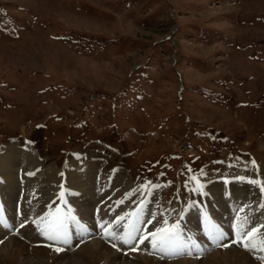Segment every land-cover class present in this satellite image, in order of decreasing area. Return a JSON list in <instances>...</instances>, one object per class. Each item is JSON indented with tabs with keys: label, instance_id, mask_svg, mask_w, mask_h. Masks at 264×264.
<instances>
[{
	"label": "rangeland",
	"instance_id": "obj_1",
	"mask_svg": "<svg viewBox=\"0 0 264 264\" xmlns=\"http://www.w3.org/2000/svg\"><path fill=\"white\" fill-rule=\"evenodd\" d=\"M13 143L56 176L78 156L113 170L171 226L196 179L244 160L264 181V0H0V151Z\"/></svg>",
	"mask_w": 264,
	"mask_h": 264
},
{
	"label": "bare ground",
	"instance_id": "obj_2",
	"mask_svg": "<svg viewBox=\"0 0 264 264\" xmlns=\"http://www.w3.org/2000/svg\"><path fill=\"white\" fill-rule=\"evenodd\" d=\"M13 144L0 151V264H264V181L257 167H246L244 160L233 176L205 185L194 180L197 200L176 224L185 253L192 243L198 247L191 255L173 256L153 250L152 234L171 225L162 223L154 206L149 207V195L134 199L131 181L117 189L118 173L98 175L93 163L79 156L68 160L56 176V163L42 169L32 151H20ZM111 213L118 214L108 223ZM57 215L67 218L69 241L59 252L54 247L63 243L45 235ZM22 225L31 243L11 235ZM215 230L224 239L213 240ZM129 233L136 239L126 244ZM106 236L111 240L103 241Z\"/></svg>",
	"mask_w": 264,
	"mask_h": 264
},
{
	"label": "snow or ice",
	"instance_id": "obj_3",
	"mask_svg": "<svg viewBox=\"0 0 264 264\" xmlns=\"http://www.w3.org/2000/svg\"><path fill=\"white\" fill-rule=\"evenodd\" d=\"M66 219V217H57L54 222H50L47 230L45 231L46 238L58 243L67 244L69 241L66 230ZM0 222H3L2 218H0ZM252 231L254 232L255 229ZM249 235H251V233H249ZM152 236L153 250L158 249L165 255H191V249L198 247L195 243H192L189 250L185 253L184 249L186 246L180 241L179 224L172 225L170 229H158L156 233L152 234ZM134 239H136V237L129 233L127 239L124 240V243L130 244ZM144 239V237H141L139 242L143 243ZM212 239L215 241L222 240L224 239V234L219 232V230H215L212 234ZM113 246L115 247V245ZM244 247L248 249L249 244L246 243ZM252 247H255V245H252ZM54 250L59 252L61 251V248L57 247ZM133 250H136V248H133ZM201 251H203V249H201Z\"/></svg>",
	"mask_w": 264,
	"mask_h": 264
}]
</instances>
